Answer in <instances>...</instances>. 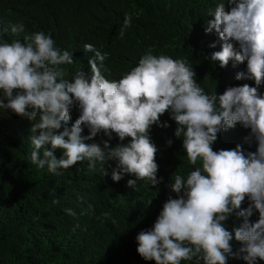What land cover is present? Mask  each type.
<instances>
[{"label":"clouds","instance_id":"1","mask_svg":"<svg viewBox=\"0 0 264 264\" xmlns=\"http://www.w3.org/2000/svg\"><path fill=\"white\" fill-rule=\"evenodd\" d=\"M227 4L226 8L224 2L218 3L208 14L212 19L205 32L215 31L222 45L206 58L221 68L230 61L246 62V71L236 79L254 81L255 86H229L220 95L205 93L186 60L156 56L152 49L121 79L110 81L102 74L109 54L86 43L83 51L94 54L88 58L90 72L80 70L67 79L62 66L75 63L73 53L57 48L51 34L38 31L23 41L7 42L3 40L7 30L0 24V109L35 122L30 129V159L39 169L47 167L60 176L61 169L87 161L89 170L100 163L107 177L105 164L115 161L114 182L133 176L127 182L130 188H136L137 181L157 187L163 179L157 178L159 149L150 133L154 125L169 127L160 118L170 113L189 163L201 166L186 178L173 174L169 187L176 198L170 195L153 227L136 237L138 254L155 264L264 261V95L259 91L264 85V0H227ZM131 23V14H126L121 39ZM11 32H24V25L11 26ZM74 106L80 115L69 127ZM238 124L250 130L246 141L254 140L256 151H246L240 144L214 151L218 134ZM85 127L89 135L83 136ZM101 133L106 140L88 143ZM113 134L120 141L115 146ZM167 143L171 146L172 140ZM57 149L63 150L61 158L55 155ZM254 211L259 218L252 222ZM233 216L242 223L229 230L226 222ZM234 241L242 245L238 252L233 250Z\"/></svg>","mask_w":264,"mask_h":264},{"label":"trees","instance_id":"2","mask_svg":"<svg viewBox=\"0 0 264 264\" xmlns=\"http://www.w3.org/2000/svg\"><path fill=\"white\" fill-rule=\"evenodd\" d=\"M220 2L228 7L227 0H0V24L7 30L3 37L7 42L23 41L25 35L38 31L51 34L57 48L73 53L75 63L62 66L67 79L80 70L90 72L88 58L94 54L83 51L86 43L109 54L102 74L110 81L121 79L152 49L156 56L186 60L205 93L216 91L220 95L229 86H255L254 81L236 79L239 72L246 71V62L230 61L221 68L219 62L214 64L206 58L221 50L222 42L215 31L205 32L207 21L212 19L208 14ZM126 14H131L132 23L121 39L119 30ZM17 24L24 25V32H11V26ZM213 43L215 48L210 47ZM259 91L264 95V85ZM70 114L69 127L80 115L78 106ZM160 119L169 127L154 125L150 135L159 149L157 178L163 182L152 187L137 181L136 188H130L127 182L135 179L133 176H125L118 183L111 179L115 161L105 164L107 177H103L100 163L89 170L87 161L61 169L60 176L49 173L47 167L39 169L30 159V129L35 122L0 109V264H155L138 254L136 237L153 227L170 195L176 198L169 187L173 174L186 178L201 166L199 162L196 166L189 163L182 138L175 136L177 125L170 113ZM82 135H89L86 127ZM249 136L250 130L238 124L218 134L214 151L240 144L246 151L255 152L257 144L246 141ZM102 139L107 137L101 133L88 143ZM168 140H172L171 146ZM118 143L113 134L111 144ZM55 155L61 158L63 150L57 149ZM247 206L246 198L242 207ZM68 209L75 215H69ZM258 218L254 211L252 222ZM241 223L242 219L233 216L226 227L232 230ZM232 246L238 252L242 245L234 241ZM228 264L247 262L234 258Z\"/></svg>","mask_w":264,"mask_h":264}]
</instances>
